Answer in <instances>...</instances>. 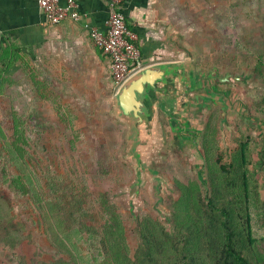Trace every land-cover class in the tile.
Masks as SVG:
<instances>
[{
	"label": "rangeland",
	"instance_id": "1",
	"mask_svg": "<svg viewBox=\"0 0 264 264\" xmlns=\"http://www.w3.org/2000/svg\"><path fill=\"white\" fill-rule=\"evenodd\" d=\"M187 4L190 15L178 25L173 44L176 61L192 64L201 85L192 92L187 113L160 112V144L140 177L130 153V128L115 112L117 100H58L49 84L48 99L34 100L31 81L12 82L0 75L1 201L6 218L16 224V245L0 240V264H40L56 257L35 201L69 195L66 186L85 195V219L111 226L112 237L132 253L140 220L171 229L182 192L206 195L209 176L219 173L217 158L228 164L241 161L243 144L264 200V0ZM34 75L27 74L28 80L37 81ZM227 75L229 81H219ZM8 151L13 173L32 184L27 198L16 196L6 182L10 173L1 154ZM64 213L54 208L79 264H96L85 233L77 232ZM254 231L264 237L260 224L254 222Z\"/></svg>",
	"mask_w": 264,
	"mask_h": 264
},
{
	"label": "trees",
	"instance_id": "2",
	"mask_svg": "<svg viewBox=\"0 0 264 264\" xmlns=\"http://www.w3.org/2000/svg\"><path fill=\"white\" fill-rule=\"evenodd\" d=\"M246 149L243 144L239 162L228 164L222 156L217 158L219 173L209 176L206 195L182 192L179 208L170 218L171 229L158 222L140 220L133 253L130 246L112 237L111 226L85 219L86 198L80 197L74 186L64 187L69 195L58 196L56 201H35L45 218L47 236L56 254L40 264H79L63 221L60 223L63 218L54 215V208L59 207L66 218L73 220L72 225L76 223L77 232L85 233L96 264H264V237L259 238L254 231V222L264 229V200L259 191L260 181L247 166ZM1 155H6V167L11 174L6 182L12 192L22 199L31 196L32 184L26 180L23 183L21 176L13 173L11 153ZM260 169L264 171V159ZM1 198L5 197L0 191V240L15 246L16 224L6 218L7 208Z\"/></svg>",
	"mask_w": 264,
	"mask_h": 264
},
{
	"label": "crops",
	"instance_id": "3",
	"mask_svg": "<svg viewBox=\"0 0 264 264\" xmlns=\"http://www.w3.org/2000/svg\"><path fill=\"white\" fill-rule=\"evenodd\" d=\"M60 1L64 6L68 2ZM76 2L79 22L50 26L38 0H0V75L12 82L31 81L34 100H47L49 91L58 100H116L119 88L112 81L111 60L91 36L92 28L108 32V0ZM187 2L125 1L124 15L137 36L144 67L178 62L173 42L178 25L190 15ZM29 73L37 81L28 80ZM48 84L52 90L47 91Z\"/></svg>",
	"mask_w": 264,
	"mask_h": 264
},
{
	"label": "water",
	"instance_id": "4",
	"mask_svg": "<svg viewBox=\"0 0 264 264\" xmlns=\"http://www.w3.org/2000/svg\"><path fill=\"white\" fill-rule=\"evenodd\" d=\"M229 78L227 75L220 81ZM195 80L192 64L176 62L145 67L119 89L115 112L130 128V153L137 163L138 177L160 144V112L173 109L174 113H187L193 102L192 92L201 85Z\"/></svg>",
	"mask_w": 264,
	"mask_h": 264
},
{
	"label": "built area",
	"instance_id": "5",
	"mask_svg": "<svg viewBox=\"0 0 264 264\" xmlns=\"http://www.w3.org/2000/svg\"><path fill=\"white\" fill-rule=\"evenodd\" d=\"M126 0H108V32L91 29L95 45L111 60L112 81L117 88L144 67L142 53L137 46V36L130 29L124 15ZM50 26H58L66 20L79 22L82 15L76 0H68L64 6L60 0H38Z\"/></svg>",
	"mask_w": 264,
	"mask_h": 264
},
{
	"label": "flooded vegetation",
	"instance_id": "6",
	"mask_svg": "<svg viewBox=\"0 0 264 264\" xmlns=\"http://www.w3.org/2000/svg\"><path fill=\"white\" fill-rule=\"evenodd\" d=\"M217 75H215V73L213 75H211V79L213 80L214 78H216ZM221 79H219L220 81ZM221 82V81H220ZM218 86V85H217Z\"/></svg>",
	"mask_w": 264,
	"mask_h": 264
}]
</instances>
